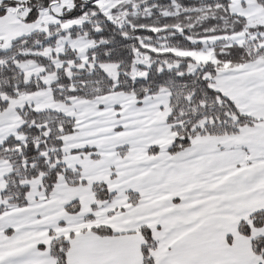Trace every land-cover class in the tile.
I'll use <instances>...</instances> for the list:
<instances>
[{"label": "snow or ice", "instance_id": "1", "mask_svg": "<svg viewBox=\"0 0 264 264\" xmlns=\"http://www.w3.org/2000/svg\"><path fill=\"white\" fill-rule=\"evenodd\" d=\"M0 264H264V0H0Z\"/></svg>", "mask_w": 264, "mask_h": 264}]
</instances>
